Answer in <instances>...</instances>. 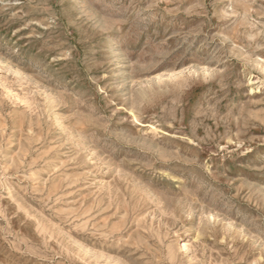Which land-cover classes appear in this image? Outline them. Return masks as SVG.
I'll return each mask as SVG.
<instances>
[{
  "label": "rangeland",
  "instance_id": "1",
  "mask_svg": "<svg viewBox=\"0 0 264 264\" xmlns=\"http://www.w3.org/2000/svg\"><path fill=\"white\" fill-rule=\"evenodd\" d=\"M0 264H264V0H0Z\"/></svg>",
  "mask_w": 264,
  "mask_h": 264
}]
</instances>
